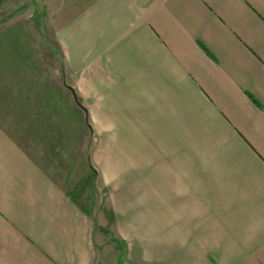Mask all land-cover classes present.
Here are the masks:
<instances>
[{
  "label": "crops",
  "instance_id": "crops-1",
  "mask_svg": "<svg viewBox=\"0 0 264 264\" xmlns=\"http://www.w3.org/2000/svg\"><path fill=\"white\" fill-rule=\"evenodd\" d=\"M48 18L0 24V264H264V0Z\"/></svg>",
  "mask_w": 264,
  "mask_h": 264
},
{
  "label": "rangeland",
  "instance_id": "rangeland-1",
  "mask_svg": "<svg viewBox=\"0 0 264 264\" xmlns=\"http://www.w3.org/2000/svg\"><path fill=\"white\" fill-rule=\"evenodd\" d=\"M90 0H0V24L12 19L43 28L48 13L50 34L53 26L66 20L71 14L82 9ZM84 135H82L83 138ZM83 141V140H82Z\"/></svg>",
  "mask_w": 264,
  "mask_h": 264
}]
</instances>
